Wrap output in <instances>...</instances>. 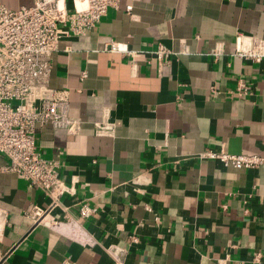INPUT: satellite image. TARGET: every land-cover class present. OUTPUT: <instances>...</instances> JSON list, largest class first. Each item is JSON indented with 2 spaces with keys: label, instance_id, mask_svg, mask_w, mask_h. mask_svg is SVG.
<instances>
[{
  "label": "crops",
  "instance_id": "0c3cea01",
  "mask_svg": "<svg viewBox=\"0 0 264 264\" xmlns=\"http://www.w3.org/2000/svg\"><path fill=\"white\" fill-rule=\"evenodd\" d=\"M2 2L17 10L34 0ZM238 33L264 39V0H122L86 35L62 39L50 87L81 129L40 127L36 149L75 193L55 203L0 170L2 264H264V164L240 170L197 156L264 157V60L233 56ZM112 40L137 55L106 51ZM159 44L173 51L169 64ZM106 123L113 136L97 133ZM82 202L98 212L81 218ZM35 206L61 226L36 224Z\"/></svg>",
  "mask_w": 264,
  "mask_h": 264
},
{
  "label": "built area",
  "instance_id": "2783aa9c",
  "mask_svg": "<svg viewBox=\"0 0 264 264\" xmlns=\"http://www.w3.org/2000/svg\"><path fill=\"white\" fill-rule=\"evenodd\" d=\"M121 1L34 0L31 6L11 10L0 0V155L9 159V164L0 170L15 173L32 187L45 192L55 203L64 195L74 194L75 189L60 178L57 162L44 159L37 152L36 135L39 128L47 124L77 134L81 122L70 116V103L65 93L55 92L50 87L52 56L62 39L86 35L98 26L110 8H117ZM132 10V5L127 7L128 13ZM105 50L130 58L137 55L127 44L114 40L105 45ZM223 53L219 46L210 55L218 60ZM156 54L160 64L164 65L170 63L174 53L159 44ZM232 54L259 64L264 60V39L238 33ZM236 89L239 96L248 93L244 80L237 82ZM97 133L113 136L114 128L108 123L100 124ZM197 156L218 160L225 167L240 170L259 168L264 164V157L231 154L225 150L208 149ZM147 209L152 211L150 207ZM97 212L98 209L87 202L79 204L81 218H91ZM27 216L36 224L49 228L61 226L59 220L37 206L28 210ZM8 223V213L0 208V244ZM84 244H90V241L84 240ZM113 252L118 256L123 251L115 248ZM7 255L0 246V264ZM260 259L261 254H256L255 261Z\"/></svg>",
  "mask_w": 264,
  "mask_h": 264
}]
</instances>
